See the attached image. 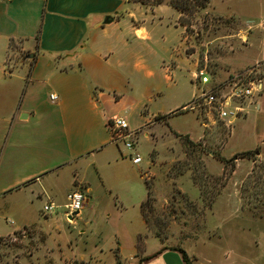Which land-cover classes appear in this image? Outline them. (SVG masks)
<instances>
[{"label": "crops", "instance_id": "obj_1", "mask_svg": "<svg viewBox=\"0 0 264 264\" xmlns=\"http://www.w3.org/2000/svg\"><path fill=\"white\" fill-rule=\"evenodd\" d=\"M229 1L225 0L224 13L236 15L245 26L244 47L252 51L247 65L259 64L264 69V0ZM168 14L178 43L170 49L173 57L167 56L169 63L164 66L165 59L153 49L157 24L153 25L152 17L162 20ZM179 16L165 4L144 6L126 0L0 1V213L12 216L13 231L35 224L28 205L42 197L48 201L46 192H51L59 173L67 170L70 191L81 190L85 196L76 218L93 210L108 217L111 204L117 209L112 194L118 201L120 186L136 180L125 175L122 150L110 142L107 124L121 117L119 112L146 111L158 99L162 80L176 86L169 73L178 64L193 59V77L197 65L194 54L186 52ZM262 85L259 108L228 124L222 139L219 156L225 160L255 151L254 159L235 160L232 180H239L254 163L264 162V80ZM50 95L56 100H50ZM157 115L161 114H152L147 122ZM186 135L206 143L204 132L197 138ZM92 173L98 183L90 179ZM237 185L223 191L237 200ZM141 203L131 205L136 213L128 223L130 248L120 264H184L179 252L161 249L159 239L150 234L137 250L136 239L142 235L140 229L145 230ZM232 209L240 231L234 235L238 243L250 246L246 253H239L242 256L235 253L234 261L264 264L262 238L252 230L257 223L243 216L240 205L232 204ZM78 262L88 264L82 257ZM191 264L199 263L193 260Z\"/></svg>", "mask_w": 264, "mask_h": 264}, {"label": "rangeland", "instance_id": "obj_2", "mask_svg": "<svg viewBox=\"0 0 264 264\" xmlns=\"http://www.w3.org/2000/svg\"><path fill=\"white\" fill-rule=\"evenodd\" d=\"M226 3L225 0H208L205 8L178 18L181 26L182 23L186 25V52L194 54L197 70L205 69L213 83L233 76L243 79L251 76L247 71L252 66L247 62L252 51L245 49V39H242L245 26L236 15L224 13ZM145 12L151 16L149 11ZM159 17H152L153 25L157 24L153 49L165 59V66L169 63L167 56L173 57L169 53L178 43V36L169 24L171 16L168 14L162 20ZM192 60L178 64L177 70L169 73L176 86L162 80L158 99L146 111L140 114L119 112L128 130L133 132L130 136L132 147L126 149L123 142L116 145L125 159V175L134 177L136 183L129 181L120 186L118 201L112 194V203L117 209L111 204L108 217L100 210H93L83 214L81 219L72 216V220L67 221L62 206L72 187L69 185L71 173L63 171L54 180L51 192H46L50 195L48 201L42 197L33 199L28 205L27 212L35 216V224L13 231L12 216L0 213V235H4L0 237V264H81L80 257L88 264L123 263L130 248L128 223L136 213L131 205L144 201V179L148 182L150 196L144 208L147 224L145 230L140 229L142 235L157 236L166 249H181L190 264L193 260L199 264H236L235 253H246L250 247L238 243V236L234 235L240 233L236 225L238 217L232 209V204H237L244 217L257 223L252 230L256 231L255 236L262 238L260 253L264 255V162L254 163L250 170L239 175V180H232L235 161L232 169L219 160L228 124L203 110L175 112L188 104L197 92ZM156 113L164 118L154 116L147 122ZM203 132L204 145L191 140L202 150L184 147L186 134L197 138ZM135 154L141 161L131 167L127 162ZM252 158L254 156L245 159ZM182 162L189 165L184 167ZM97 178L95 173L90 176L94 183H98ZM233 183L238 184L237 200L223 191L231 189ZM73 191L84 194L81 190ZM106 200L104 197V209ZM50 202L55 209L44 213L42 206ZM99 206L102 208L103 202Z\"/></svg>", "mask_w": 264, "mask_h": 264}, {"label": "built area", "instance_id": "obj_3", "mask_svg": "<svg viewBox=\"0 0 264 264\" xmlns=\"http://www.w3.org/2000/svg\"><path fill=\"white\" fill-rule=\"evenodd\" d=\"M8 1V0H0ZM250 77L243 79L240 76H233L223 82L213 83L205 69H199L193 74L196 86V93L192 100L183 106L182 110L200 112L216 118L226 124L233 120L246 116L251 110L259 108L258 99L263 91L262 84L264 80V69L259 64H254L248 71ZM50 100H56L55 95L49 96ZM204 125V124H202ZM110 130V142L117 144L123 142L126 149L132 147L130 136L132 131L128 130L126 121L121 117H115L108 121ZM133 164L140 163L138 155L131 158ZM85 202L84 194L78 191H72L66 194L65 204L62 206L67 221L72 220V216L78 213ZM55 209L50 202L42 206V211L48 213ZM70 217V219H68Z\"/></svg>", "mask_w": 264, "mask_h": 264}, {"label": "trees", "instance_id": "obj_4", "mask_svg": "<svg viewBox=\"0 0 264 264\" xmlns=\"http://www.w3.org/2000/svg\"><path fill=\"white\" fill-rule=\"evenodd\" d=\"M129 2H133V3H137L140 5H144V6H155V5H160V4H165L169 7H171L172 9H174L176 12L179 13V15L182 14H192L193 12L203 9L206 7V5L208 4V0H126ZM182 26H184L186 29V25L185 23H182ZM182 111V109H180L179 111L176 110L175 112H180ZM156 119H161L164 118L163 116H155ZM184 139V147H192L194 149L197 150H202V148L198 145V144H194L187 135H185L183 137ZM255 151H245V152H240L237 153L235 155H233L230 159L228 160H224L222 158H219V160L224 164V165H229L230 168L233 169L234 166V161L237 159H244V158H251L254 156ZM182 166H187L189 165L188 162H182L181 163ZM181 164L178 167L179 171H181ZM144 186H145V191H146V195H145V199L144 201L140 204L139 209H140V214L141 217L143 219L144 222V226L146 227L147 224V220H146V216L144 214V208L147 204V202H149V196H150V192H149V185L148 182L144 179ZM145 235H139L136 239V248L137 250L140 249L141 244L144 240ZM157 237V236H156ZM158 238V237H157ZM141 241V242H140ZM161 249H166L165 247H162ZM173 250H176L177 252L180 253L181 259L184 262V264H190V262H188V259L186 257V254L179 248H172Z\"/></svg>", "mask_w": 264, "mask_h": 264}, {"label": "water", "instance_id": "obj_5", "mask_svg": "<svg viewBox=\"0 0 264 264\" xmlns=\"http://www.w3.org/2000/svg\"><path fill=\"white\" fill-rule=\"evenodd\" d=\"M27 58H31V55H28ZM210 154H211V153H210ZM68 219H70V217H69Z\"/></svg>", "mask_w": 264, "mask_h": 264}]
</instances>
